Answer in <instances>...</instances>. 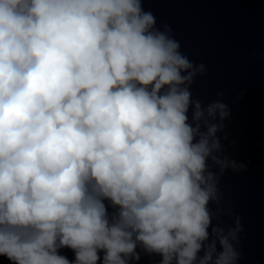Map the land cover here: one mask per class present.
I'll return each instance as SVG.
<instances>
[{
	"label": "clouds",
	"instance_id": "1",
	"mask_svg": "<svg viewBox=\"0 0 264 264\" xmlns=\"http://www.w3.org/2000/svg\"><path fill=\"white\" fill-rule=\"evenodd\" d=\"M155 24L142 0H0V256L12 264H129L138 246L160 264L239 259V217L208 242L219 175L243 168L221 155L230 111L192 100L204 66Z\"/></svg>",
	"mask_w": 264,
	"mask_h": 264
}]
</instances>
